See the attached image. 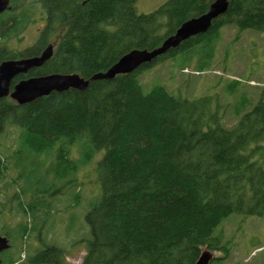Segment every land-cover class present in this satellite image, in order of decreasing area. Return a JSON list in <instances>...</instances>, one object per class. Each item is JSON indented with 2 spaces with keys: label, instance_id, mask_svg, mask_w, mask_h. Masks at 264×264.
Here are the masks:
<instances>
[{
  "label": "trees",
  "instance_id": "1",
  "mask_svg": "<svg viewBox=\"0 0 264 264\" xmlns=\"http://www.w3.org/2000/svg\"><path fill=\"white\" fill-rule=\"evenodd\" d=\"M213 1L168 0L153 13L138 14L136 0H11L0 14V63L38 56L52 44L51 59L15 78L11 88L48 74L87 80L131 50L159 47ZM35 23L42 24L35 43L14 48ZM228 26L264 34V0H229L207 33L131 74L91 82L85 92L52 93L22 106L0 99V133L6 125L20 128L23 149L40 154L55 143L66 149L88 139L104 151L97 165L101 195L84 216L89 238L75 242L84 245L82 264H195L203 251L228 254L227 243L214 234L231 215L264 216V170L256 160L264 156V80L254 106L223 127L225 113L215 97L187 100L160 86L144 94L137 79ZM4 252L0 264H14ZM66 253L46 245L27 264H66Z\"/></svg>",
  "mask_w": 264,
  "mask_h": 264
},
{
  "label": "rangeland",
  "instance_id": "2",
  "mask_svg": "<svg viewBox=\"0 0 264 264\" xmlns=\"http://www.w3.org/2000/svg\"><path fill=\"white\" fill-rule=\"evenodd\" d=\"M167 1L136 0L134 7L138 14H150ZM41 27L31 24L12 46L19 51L32 46ZM137 79L144 94L160 86L182 99L215 97L225 113L222 126L231 127L254 106L263 87L264 34L224 27L210 42L141 71ZM22 135L12 125L0 133V236L9 242L4 257L27 264L44 246L55 245L68 251L66 264H82L85 250L75 242L89 238L84 216L101 195L97 165L104 151L80 139L66 149L55 143L34 154L23 149ZM59 147L62 153L66 150L62 162L56 159ZM256 160L264 170V156ZM65 171L68 175L60 177ZM22 227L27 228L23 237ZM214 236L227 243L228 254L210 252L218 259L210 264H264V216L231 215Z\"/></svg>",
  "mask_w": 264,
  "mask_h": 264
},
{
  "label": "water",
  "instance_id": "3",
  "mask_svg": "<svg viewBox=\"0 0 264 264\" xmlns=\"http://www.w3.org/2000/svg\"><path fill=\"white\" fill-rule=\"evenodd\" d=\"M10 1L0 0V14L10 10ZM228 4L229 0H214L204 14L182 23L172 35L163 40L159 47L151 51L131 50L108 70L96 73L87 80L78 74H48L19 80L11 88L15 78L20 75L26 76L29 71L42 67L51 59L54 50L52 44L47 45L38 56L3 61L0 63V99L9 98L22 106L52 93H63L69 90L85 92L91 82L109 81L119 75L131 74L143 65L150 64L178 48L188 39L207 33L212 22L226 13ZM8 249V239L0 236V254ZM212 260L210 251H203L195 264H210Z\"/></svg>",
  "mask_w": 264,
  "mask_h": 264
},
{
  "label": "bare ground",
  "instance_id": "4",
  "mask_svg": "<svg viewBox=\"0 0 264 264\" xmlns=\"http://www.w3.org/2000/svg\"><path fill=\"white\" fill-rule=\"evenodd\" d=\"M88 3V2H87ZM9 39V38H8Z\"/></svg>",
  "mask_w": 264,
  "mask_h": 264
},
{
  "label": "flooded vegetation",
  "instance_id": "5",
  "mask_svg": "<svg viewBox=\"0 0 264 264\" xmlns=\"http://www.w3.org/2000/svg\"><path fill=\"white\" fill-rule=\"evenodd\" d=\"M10 4V3H9Z\"/></svg>",
  "mask_w": 264,
  "mask_h": 264
}]
</instances>
